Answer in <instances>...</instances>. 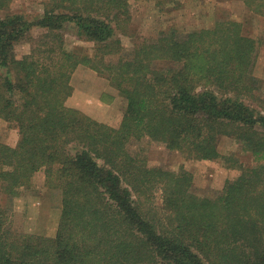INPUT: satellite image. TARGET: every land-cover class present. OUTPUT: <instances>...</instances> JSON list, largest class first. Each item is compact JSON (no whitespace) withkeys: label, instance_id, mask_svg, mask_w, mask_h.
Returning <instances> with one entry per match:
<instances>
[{"label":"trees","instance_id":"trees-1","mask_svg":"<svg viewBox=\"0 0 264 264\" xmlns=\"http://www.w3.org/2000/svg\"><path fill=\"white\" fill-rule=\"evenodd\" d=\"M242 1L264 14V0ZM131 18L129 0H49L36 21L0 17V117L20 133L17 145L0 140V185L18 196L45 169L46 184L62 191L54 235L17 232L9 212L1 214L0 264H264V98L252 76L261 39L241 20L217 19L145 39L128 57L116 32L127 31ZM36 25L45 31L18 58L16 43L32 39ZM66 27L93 42V52L69 49ZM81 65L125 97L119 127L67 105ZM222 136L235 138L256 164H241L215 197L194 193L189 171L151 166L128 148L150 137L215 160ZM157 188L160 214L146 207Z\"/></svg>","mask_w":264,"mask_h":264},{"label":"rangeland","instance_id":"rangeland-1","mask_svg":"<svg viewBox=\"0 0 264 264\" xmlns=\"http://www.w3.org/2000/svg\"><path fill=\"white\" fill-rule=\"evenodd\" d=\"M49 0H11L7 8L0 7V17L10 13H22L30 20L43 16ZM132 18L127 31L117 30L125 56L130 57L135 46L143 40L157 39L164 31L176 29L180 33L214 26L217 19L235 18L241 20L248 35L261 39L257 62L252 76L258 83L257 95L264 98V14L250 10L242 0H129ZM45 30L35 26L33 38L16 43L18 58L28 54ZM66 46L69 49L83 45L93 52V42L80 38L73 27L63 29ZM169 65L168 61L159 65ZM4 73L6 69H2ZM73 93L67 99V105L75 107L92 118L119 127L126 108V99L104 75L87 65L79 66L73 74ZM248 102L261 108L257 101ZM20 138L19 128L0 117V140L17 145ZM218 147L223 156L215 160H203L189 157L178 150H172L163 142L145 137L142 141L132 139L128 148L131 153H140L149 165L160 166L168 170L189 171L193 176L190 189L199 196L215 197L219 195L229 180H234L244 168H253L256 164L253 155L244 150L241 143L231 136H222ZM234 155L231 159L226 156ZM236 158L239 160L236 162ZM152 197L146 207L151 212L161 213L163 203L162 188L150 192ZM146 202V201H145ZM5 211L17 232H35L46 235L56 234L62 212V191L46 184V171L35 173L32 184L25 187L18 196L6 193L0 185V217Z\"/></svg>","mask_w":264,"mask_h":264}]
</instances>
